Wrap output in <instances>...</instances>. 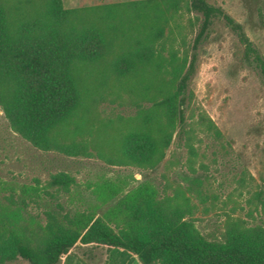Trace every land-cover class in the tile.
<instances>
[{
    "label": "trees",
    "instance_id": "trees-1",
    "mask_svg": "<svg viewBox=\"0 0 264 264\" xmlns=\"http://www.w3.org/2000/svg\"><path fill=\"white\" fill-rule=\"evenodd\" d=\"M222 19L264 83V57L243 26L207 0H131L70 9L63 0H0V108L13 132L45 153L152 170L176 145L188 150L190 163L198 154L194 142H204L199 134L222 137L205 112L192 109L190 89L199 49ZM106 103L129 105L134 112L108 117L101 110ZM73 183L60 172L48 186ZM189 191L203 202L202 182H192ZM262 194L257 198L264 210ZM4 199L0 264L18 259L59 264L80 247L88 248L90 260L96 249H106L127 252L142 264H264L263 228L229 219L218 234L197 233L185 221L196 206L183 190L135 213L163 232L156 241L103 223L80 234L56 235L54 217L47 213L42 249L17 234L21 204Z\"/></svg>",
    "mask_w": 264,
    "mask_h": 264
},
{
    "label": "rangeland",
    "instance_id": "rangeland-1",
    "mask_svg": "<svg viewBox=\"0 0 264 264\" xmlns=\"http://www.w3.org/2000/svg\"><path fill=\"white\" fill-rule=\"evenodd\" d=\"M126 1L131 0L115 3ZM207 1L240 23L264 57V0ZM194 36L189 37L190 46ZM190 89L194 93L192 109L197 115L205 112L222 137L217 141L199 134L204 142H194L198 154L190 163L188 150L180 152L173 145L152 170L42 152L13 132L0 108V201L8 204L4 198L12 197L21 204L17 234L42 249L49 213L54 217L56 235L80 234L103 223L133 238L156 241L163 232L137 220L135 213L160 200L173 199L179 190L196 206L185 221L197 233L218 234L229 219L264 229V210L257 198L263 193L264 199V83L245 62V46L223 19L215 22L199 49ZM101 110L108 117L134 112L131 106L118 103H106ZM60 172L73 177L74 183L49 188L52 176ZM192 182L203 183V202L196 192L190 193ZM25 204L28 211L22 208ZM87 250L80 247L73 254L89 264L131 262L130 255L121 250H113L108 257L106 249H96L94 260L86 256ZM6 264L30 263L18 259Z\"/></svg>",
    "mask_w": 264,
    "mask_h": 264
},
{
    "label": "crops",
    "instance_id": "crops-1",
    "mask_svg": "<svg viewBox=\"0 0 264 264\" xmlns=\"http://www.w3.org/2000/svg\"><path fill=\"white\" fill-rule=\"evenodd\" d=\"M63 1H64V6L70 9V8H78V7H85V6H97V5H102V4H111V3L118 2L119 0H63ZM112 251L108 252V257L110 256V254H112ZM130 258H131L130 264L131 263L132 264H142L138 257L130 255ZM62 261H63L62 264H67L68 262H70V264H83V262L79 259V257L74 255L73 253L67 256L66 258H63Z\"/></svg>",
    "mask_w": 264,
    "mask_h": 264
}]
</instances>
